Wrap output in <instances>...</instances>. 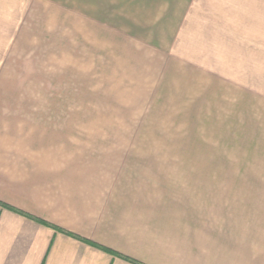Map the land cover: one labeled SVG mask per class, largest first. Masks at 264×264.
<instances>
[{"label": "rangeland", "instance_id": "1", "mask_svg": "<svg viewBox=\"0 0 264 264\" xmlns=\"http://www.w3.org/2000/svg\"><path fill=\"white\" fill-rule=\"evenodd\" d=\"M72 155L264 185V0H0V169Z\"/></svg>", "mask_w": 264, "mask_h": 264}, {"label": "crops", "instance_id": "2", "mask_svg": "<svg viewBox=\"0 0 264 264\" xmlns=\"http://www.w3.org/2000/svg\"><path fill=\"white\" fill-rule=\"evenodd\" d=\"M69 158L0 169V264H264V185Z\"/></svg>", "mask_w": 264, "mask_h": 264}, {"label": "trees", "instance_id": "3", "mask_svg": "<svg viewBox=\"0 0 264 264\" xmlns=\"http://www.w3.org/2000/svg\"><path fill=\"white\" fill-rule=\"evenodd\" d=\"M1 203V202H0ZM3 204V203H2ZM5 205V204H4ZM6 207H9V208H12V209H14L13 207H10V206H8V205H5ZM15 211H18V210H16V209H14Z\"/></svg>", "mask_w": 264, "mask_h": 264}]
</instances>
